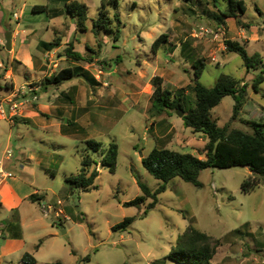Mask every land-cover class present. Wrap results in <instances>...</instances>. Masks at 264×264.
I'll use <instances>...</instances> for the list:
<instances>
[{
  "label": "rangeland",
  "instance_id": "374dc122",
  "mask_svg": "<svg viewBox=\"0 0 264 264\" xmlns=\"http://www.w3.org/2000/svg\"><path fill=\"white\" fill-rule=\"evenodd\" d=\"M81 1L89 7L86 32L76 31L77 21L65 13L62 3L52 2L61 15L52 21L46 14L32 12L33 7L48 5L50 0H0V39L5 42L0 46V101L14 90L22 92L23 87L28 92L25 98L38 96L37 102L24 105L15 125L0 118V160L4 161L3 169L16 179L7 183L21 198L35 189L45 196L42 204L27 201L21 205L20 237L1 228L7 224L9 212L0 208L1 264H23L26 253L35 257L36 264H173L167 257L190 225L222 239L219 249L236 241L238 249L243 248L246 256L256 257L261 264L264 185L250 194L243 193L242 184L252 175L246 167L205 170L200 175L202 188L176 178L146 217L151 200L141 207L126 206L142 196L139 182L152 191L163 185L142 163L153 149L166 148L205 159L208 138L186 128L178 110L161 116L151 114L154 77H161L163 88L173 93L185 91L188 105L193 106L195 97L188 90L195 80L193 63L204 60L206 67L199 79L203 86L214 87L222 75L248 84V98L235 120L233 97L224 98L212 111L218 126L248 130L245 121L264 122V84L259 93L250 87L261 70L249 71L238 54L223 50L210 38L192 36L200 26L217 28L219 22L213 14L219 12L214 0H119L111 12L122 20L118 41L113 33L92 32L102 0ZM244 1L247 12L242 24L225 20L227 40L246 44L249 55L259 53L264 62V0ZM218 4L223 9L227 1L218 0ZM28 26L36 33L30 34ZM16 31L19 36L12 58L6 50L5 34ZM163 34L169 36V43L155 54L154 41ZM257 35L261 41H252ZM55 39L59 47L52 51L41 45ZM72 44L73 52L83 55L85 62L67 57ZM28 51L33 69L25 67ZM77 66L96 79L95 87L77 76L62 86L43 90L51 75ZM21 92L16 101L22 100ZM37 107L48 108L40 111ZM59 123L67 128L61 131ZM90 140L103 148L118 144L115 173L101 165L99 153L87 150ZM8 151L11 157L5 160ZM88 155L98 161L90 169L100 172L96 188L72 194L66 181L80 173L83 157ZM58 201L63 205L58 206ZM68 207L83 219L81 223L67 216ZM60 208L64 214L56 216ZM128 217L135 218L131 227L113 231ZM87 256L90 262L83 261Z\"/></svg>",
  "mask_w": 264,
  "mask_h": 264
},
{
  "label": "trees",
  "instance_id": "16d2710c",
  "mask_svg": "<svg viewBox=\"0 0 264 264\" xmlns=\"http://www.w3.org/2000/svg\"><path fill=\"white\" fill-rule=\"evenodd\" d=\"M225 8H220L218 0H214L215 7L219 14H213L219 24H224L227 19H234L238 24H242L241 18L247 12V6L244 0H226ZM52 2L62 3L65 6V13L76 19V31L86 32L88 27L86 23L89 20V7L81 0H50L48 5H39L33 7V14H46L49 18L60 17V13L51 6ZM119 6V0H102L99 18L93 22L92 32L100 33L105 31L114 34V41H118L122 34V20L119 14L111 15V12ZM54 11V12H53ZM217 26V27H218ZM169 43V36L161 35L154 41L153 52L157 54L160 49ZM48 51L59 47V40L53 42H43L41 44ZM229 53L238 54L244 61L246 68L254 71L261 70L256 75L250 87L259 93L261 85L264 84V62L261 54L255 53L249 55L246 46L236 41L226 42ZM72 44L66 51L67 57L75 62H85V57L79 53L73 52ZM184 50V49H183ZM195 68V80L188 86V90L194 95V105H188L185 99V91L180 90L173 93L163 88V79L159 76L153 79V106L151 114L161 116L169 111L183 110L185 115L183 123L186 128L192 129L195 133H202L208 138V143L204 148L205 159L191 153H180L166 148H155L148 157L142 159L144 168L156 180L163 182V185L156 191H152L148 186L139 182L142 196L126 204L129 207H141L148 200V205L144 216H148L159 204V196L167 189V185L174 179L179 178L196 188H202L200 175L208 169L227 170L235 167H246L252 173L242 184V192L250 194L264 185V122L245 121L248 130L230 129L229 125L219 127L212 118V111L217 108L226 97H233L235 100L234 113L232 119L235 120L243 109L248 98V84L234 79L228 75H222L217 84L212 88L203 86L199 79L206 67L204 60H196L193 63ZM77 76H83L92 86L97 85L96 79L81 66L67 68L55 75L47 78L43 84V90L50 86L59 87ZM190 104V103H189ZM190 107V108H186ZM87 150L101 155V165L107 167L111 173L116 172L117 160L119 155V146L112 143L107 148L99 142L87 141ZM93 165H98L92 156H84L80 173L67 179L68 191L74 193L76 190L89 192L95 187V182L100 176V172L94 169L90 172ZM29 200L33 203L42 204L45 196L33 194ZM66 214L75 222H82L83 219L75 214L73 208H66ZM18 211L14 210L11 221L3 230L12 232L16 237H20L21 229L19 226ZM62 221V220H61ZM60 223L62 224L63 222ZM135 218L128 217L115 227L113 231H125L134 223ZM221 244L220 239H215L207 233L190 225L183 234H181L172 247L169 260L178 264H211L216 255L217 248ZM41 246L38 245L37 248ZM74 254V252H73ZM23 264H36L34 256L26 253L23 256ZM85 262H90V256L84 258ZM60 264V263H56Z\"/></svg>",
  "mask_w": 264,
  "mask_h": 264
},
{
  "label": "crops",
  "instance_id": "0c3cea01",
  "mask_svg": "<svg viewBox=\"0 0 264 264\" xmlns=\"http://www.w3.org/2000/svg\"><path fill=\"white\" fill-rule=\"evenodd\" d=\"M58 18L59 17L52 18L51 20L54 21ZM227 20L229 21L231 19H227ZM2 22H3V16H2V14H0V23H2ZM26 29L29 30L30 34L36 33V31H37L36 29L33 28V26H28V28H26ZM27 30H25V32ZM11 33H12V50L9 53H10V55H12L11 57L13 58L16 56L15 40L18 39L19 33H18V31L11 32ZM261 39L262 38H260L257 35L256 39H252V41L255 40L254 42H260ZM245 46H246V44H245ZM24 62H25V67H27L28 69L34 68L33 67V58H32V55L30 54L29 51H28V54H27ZM45 108H48V107H37V109L40 111H43V109H45ZM69 124H71V122H69ZM58 126L61 129V131L64 130L65 128H67V127H64V125H62L61 123H59ZM7 180L16 181V179L14 178V176L12 175V173L9 170H4V176L3 177L0 176V198H1L0 199V208H6V210H8V212H9V216L7 218V224H8L11 221V217H12L14 210L19 212L21 205L24 204V202L30 201L29 198L31 195L42 194V193L39 190L35 189V191L32 194H28V195L24 196V198H21L17 194L15 189L10 184L7 183ZM5 190H9V192H7V194H6ZM31 203L35 204L33 202H31ZM20 217H21V214H20ZM5 226H1V228L5 227ZM212 237L215 239H218L214 236H212ZM220 240H222V239H220ZM221 245L222 244H220L218 246L216 255L214 256L211 264H260L259 260L256 257L252 258L253 256H251V255L246 256L243 248L238 249V245H237L236 241H233L232 243L227 242L225 244L226 245L225 248L219 249V247ZM219 252H221V254ZM169 261H171V260H169ZM171 262H173V261H171ZM0 264H1V262H0ZM173 264H178V263L173 262ZM261 264H264V261H262Z\"/></svg>",
  "mask_w": 264,
  "mask_h": 264
},
{
  "label": "built area",
  "instance_id": "2783aa9c",
  "mask_svg": "<svg viewBox=\"0 0 264 264\" xmlns=\"http://www.w3.org/2000/svg\"><path fill=\"white\" fill-rule=\"evenodd\" d=\"M17 17V15H15ZM194 38L197 39H203V38H210L212 42L219 43L220 47L223 50H227L226 42L227 40V28L224 24H220L217 28H208V27H197L193 30ZM5 42L4 40L0 39V46H4ZM213 61H216L215 58H213ZM20 90H14L12 95L6 99L0 101V118L3 120H8L11 124L15 125L16 119L22 116V110L24 109V105L27 103H34L38 101V96L34 95L31 98H25V95L28 94L26 92V88L23 87V97L21 101H16L18 98V93H20ZM11 157V152L8 151L5 160L9 159ZM3 162L0 160V176H4V169H3ZM58 206H62L63 202L58 201ZM52 208V207H51ZM53 209V208H52ZM56 216H60L61 214H64L63 209L60 208L58 212H56Z\"/></svg>",
  "mask_w": 264,
  "mask_h": 264
},
{
  "label": "water",
  "instance_id": "95a60500",
  "mask_svg": "<svg viewBox=\"0 0 264 264\" xmlns=\"http://www.w3.org/2000/svg\"><path fill=\"white\" fill-rule=\"evenodd\" d=\"M5 39H6V50L11 51L12 50V33L6 32ZM177 115L183 119L185 113L182 110H178ZM141 156H142V154H141Z\"/></svg>",
  "mask_w": 264,
  "mask_h": 264
}]
</instances>
